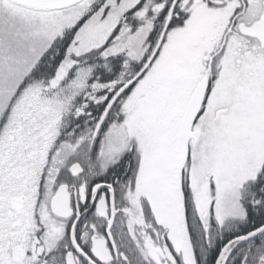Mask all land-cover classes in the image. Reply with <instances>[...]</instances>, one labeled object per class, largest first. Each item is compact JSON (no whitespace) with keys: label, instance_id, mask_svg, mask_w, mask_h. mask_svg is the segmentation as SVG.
<instances>
[{"label":"snow or ice","instance_id":"obj_1","mask_svg":"<svg viewBox=\"0 0 264 264\" xmlns=\"http://www.w3.org/2000/svg\"><path fill=\"white\" fill-rule=\"evenodd\" d=\"M0 264H264V0H0Z\"/></svg>","mask_w":264,"mask_h":264}]
</instances>
